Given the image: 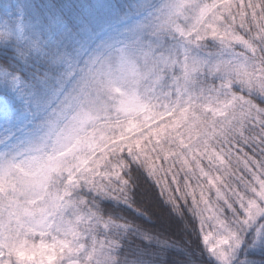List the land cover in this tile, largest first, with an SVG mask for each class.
I'll return each instance as SVG.
<instances>
[{
    "label": "snow or ice",
    "instance_id": "obj_1",
    "mask_svg": "<svg viewBox=\"0 0 264 264\" xmlns=\"http://www.w3.org/2000/svg\"><path fill=\"white\" fill-rule=\"evenodd\" d=\"M25 17L46 39L0 56L21 73L0 103V264H264V0Z\"/></svg>",
    "mask_w": 264,
    "mask_h": 264
},
{
    "label": "clouds",
    "instance_id": "obj_2",
    "mask_svg": "<svg viewBox=\"0 0 264 264\" xmlns=\"http://www.w3.org/2000/svg\"><path fill=\"white\" fill-rule=\"evenodd\" d=\"M22 0H0V48L9 50L19 59V54L26 50L30 42L36 39L37 34L41 40L46 39L44 32L37 33L29 25L27 17L24 19L25 28L21 31ZM100 75L106 74V69L97 70ZM21 73L15 65L0 63V87L11 88L13 77H20Z\"/></svg>",
    "mask_w": 264,
    "mask_h": 264
},
{
    "label": "trees",
    "instance_id": "obj_3",
    "mask_svg": "<svg viewBox=\"0 0 264 264\" xmlns=\"http://www.w3.org/2000/svg\"><path fill=\"white\" fill-rule=\"evenodd\" d=\"M37 2H46V0H37ZM56 2H59V3H81V2H86V0H56ZM131 2H132V0H110V4H119V5H125V4L131 3ZM3 53H4V48H0V56H3ZM4 93H5V91H3L2 88L0 87V95L4 96ZM154 200L158 203L159 208H161L165 211H172L170 205L165 204L164 200L159 197L158 189L154 193ZM181 206L183 207V205H181ZM135 207L136 206L133 205L132 208H127L126 209V215L130 218L135 217V222L138 224L145 223V219L139 217L138 214H136L133 211V209ZM173 216H174L175 223L181 228L184 227L186 223H191L192 220H195L196 230H197V232H200L199 217H193L191 212L186 211L184 214V217H181V215L179 213L173 212ZM172 238L178 239V236L173 234ZM162 239H163V237H162ZM197 244L199 245V247H196L195 245L193 246L194 252H195L194 258H198V259L206 262L209 259V255H208L207 249L204 248V246H203V235H202V233H200V235H199V238L197 240ZM201 249H203V255L202 256H201ZM177 258L178 257L176 255V251L174 250L170 255V259L174 260Z\"/></svg>",
    "mask_w": 264,
    "mask_h": 264
},
{
    "label": "rangeland",
    "instance_id": "obj_4",
    "mask_svg": "<svg viewBox=\"0 0 264 264\" xmlns=\"http://www.w3.org/2000/svg\"><path fill=\"white\" fill-rule=\"evenodd\" d=\"M86 2L96 3L97 0H91V1H90V0H86ZM100 2H101V3H107V4H110V0H100ZM1 88H2L3 91H5V89H4L3 87H1ZM2 101H3V96L0 95V103H2ZM226 213L230 215V213H228L227 210H226ZM211 214H212L211 212H206V215L211 216ZM206 226H207V225H206ZM202 235H203V233H202ZM37 243H38V241H37Z\"/></svg>",
    "mask_w": 264,
    "mask_h": 264
}]
</instances>
